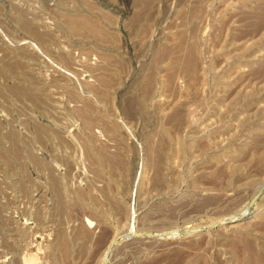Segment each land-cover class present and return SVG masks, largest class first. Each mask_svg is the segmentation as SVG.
Here are the masks:
<instances>
[{"label":"rangeland","instance_id":"374dc122","mask_svg":"<svg viewBox=\"0 0 264 264\" xmlns=\"http://www.w3.org/2000/svg\"><path fill=\"white\" fill-rule=\"evenodd\" d=\"M60 262L264 264V0H0V264Z\"/></svg>","mask_w":264,"mask_h":264},{"label":"bare ground","instance_id":"6f19581e","mask_svg":"<svg viewBox=\"0 0 264 264\" xmlns=\"http://www.w3.org/2000/svg\"><path fill=\"white\" fill-rule=\"evenodd\" d=\"M89 6H90V5H89ZM82 17H83V16H82ZM86 19H88V18L86 17ZM86 19H85V17H84V21H85V23H87V25H90V27H89V26H88V27H87V26H84L85 24H83V23H82V24L79 23L82 19H81L79 22H78V20H77V22H76L75 19H68L67 21L69 22L68 25H69V26H72V28H71V27H70V28L74 30L73 32L78 31V33H80V32H81V31L79 32L80 28H79V30H77V27H78V25L81 24L82 26H84V28L87 27V28H86L87 30H88V28H89V30H91L92 33H93V32H97V34H102V33H98L100 30H99V31L97 30V28H98L97 25H96L97 28L94 27V26H95L94 23H90V22H91L90 20H89L90 22H86V21H88V20H86ZM82 21H83V20H82ZM68 22H67V23H68ZM70 23H71V24H70ZM77 23H78V25H77ZM88 23H89V24H88ZM92 24H93V25H92ZM92 27H93V30L90 29V28H92ZM99 29H100V28H99ZM90 33H91V32H90ZM94 36H95V34H94ZM36 37H37V36H36ZM98 37H100V36H98ZM38 38H39V37H38ZM100 38H101V37H100ZM42 39H43V38H42ZM96 41H97V40H96ZM180 45H181V43H180ZM180 45H179V49H180V52H181ZM194 47H195V46H194ZM191 48H192V47H191ZM191 48H190V49H191ZM186 49H187V48H185V50H186ZM194 49H195V48H194ZM177 51H178V50H177ZM182 51H183V50H182ZM191 51H192V49H191ZM193 51H194V50H193ZM170 52H171V51H170ZM183 52H184V51H183ZM187 52H188V54H189V53H190V54H191V53H192V54L194 53V52H190V50H188ZM187 52H186V54H187ZM165 56H166V55H165ZM194 57H195V56L192 57V56H189V55H188V56H186V55L184 56V55H183L182 58H181L180 60L176 61V64H177L178 69L181 70V71H183L184 73H186V74L188 75V76L186 75L187 77L191 76L190 78H192V77H193L192 75H194V74H193V69L196 67V63H197V62L195 61V58H194ZM158 59H159V58H158ZM195 69H196V68H195ZM195 69H194V73H195ZM171 75H172V74H171ZM195 77H196V76H195ZM168 78H170V77H168ZM168 80H171V78L168 79ZM106 81H107V80H106L105 78H103V83L106 82ZM107 82H108V81H107ZM109 82H110V81H109ZM168 82H169V81H168ZM173 83H174V82H173ZM33 96H34V95H33ZM33 96H32V98H33ZM34 97H35V96H34ZM34 99H36V97H35ZM34 101H35V100H34ZM78 113H79V112H78ZM80 115H81V117H82V119H83V121H84V127H85V129H86V131H88V129L90 128L91 121L85 116V114L80 113ZM176 116H177V115H176ZM179 117H181L180 113H179ZM179 117H178V118H179ZM182 117H183V116H182ZM174 118H175V116H174ZM179 119H180V118H179ZM35 129H36V128H35ZM37 131H39V129H37ZM40 132H42V131L40 130ZM102 150H103V149H102ZM154 154H155V153H154ZM99 155H100V154H99ZM101 155H102V154H101ZM112 156H113V155H112ZM102 158H103V157H102ZM102 158H101V159H102ZM106 158H107V157H106ZM106 158H105V159H106ZM109 159H110V157H109ZM110 161H113V159H112V160L110 159ZM106 162H107V161H106ZM107 163H109V161H108ZM111 164H112V165L109 164V166H113V165H114L112 162H111ZM53 183H54V182H53ZM54 185H55V184H54ZM52 187H53V186H52ZM55 187H57V186H55ZM56 194H57V192H56ZM57 196H58V195H57ZM58 200H59V199H58ZM59 202H60V201H59ZM58 204H59L60 206L63 205L61 202L58 203ZM59 205H58V206H59ZM64 208H65V207H64ZM59 210H60V209H59ZM69 213H70V212H69ZM82 228H84V229H82ZM82 228H81L79 234H80V236H83V238H84V235L86 234V229H85L86 227H82ZM197 230L199 231V230H201V229H195V230H192V231H190V232H181L180 234H183V235H187L188 233H189V234H195V233H193V232H195V231H197ZM76 231H77V230H76ZM198 231H197V233H199ZM58 234H60V232H59ZM62 235H63V234H62ZM62 235H59V236H58V241H57V242L59 243V244H58L59 247H58V246H57V247H58L59 250L62 252V253H61V256H62V258L64 259V258L66 257V255H67L66 253H67V248H68L67 245H68V243L66 242L67 240L64 239V236L62 237ZM177 235H178V234H177ZM78 236H79V235H78ZM80 236H79V237H80ZM170 236H171V235H170ZM167 237H168V236H167ZM177 237H178V236H176V235L173 236V234H172V238H175V239H176ZM65 240H66V241H65ZM73 240H74V239H73ZM75 240H76V239H75ZM79 240H80V239H79ZM60 251H59V252H60ZM260 261H261V260H260ZM62 262H63V261H62Z\"/></svg>","mask_w":264,"mask_h":264},{"label":"water","instance_id":"95a60500","mask_svg":"<svg viewBox=\"0 0 264 264\" xmlns=\"http://www.w3.org/2000/svg\"><path fill=\"white\" fill-rule=\"evenodd\" d=\"M198 231V230H197ZM197 231L193 232V233H197ZM198 232H203L202 230H199ZM149 237V236H148Z\"/></svg>","mask_w":264,"mask_h":264},{"label":"crops","instance_id":"0c3cea01","mask_svg":"<svg viewBox=\"0 0 264 264\" xmlns=\"http://www.w3.org/2000/svg\"><path fill=\"white\" fill-rule=\"evenodd\" d=\"M59 264H63V263L60 262Z\"/></svg>","mask_w":264,"mask_h":264}]
</instances>
